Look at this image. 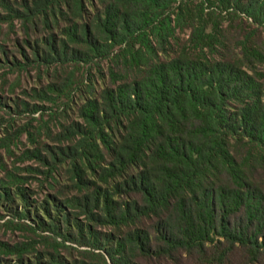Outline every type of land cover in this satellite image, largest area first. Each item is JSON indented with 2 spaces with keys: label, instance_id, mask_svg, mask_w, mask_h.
Wrapping results in <instances>:
<instances>
[{
  "label": "trees",
  "instance_id": "16d2710c",
  "mask_svg": "<svg viewBox=\"0 0 264 264\" xmlns=\"http://www.w3.org/2000/svg\"><path fill=\"white\" fill-rule=\"evenodd\" d=\"M0 25L24 37L18 67L52 72L28 96L63 105L36 151L51 192L0 183L27 240L0 254L264 264V0H0Z\"/></svg>",
  "mask_w": 264,
  "mask_h": 264
},
{
  "label": "rangeland",
  "instance_id": "374dc122",
  "mask_svg": "<svg viewBox=\"0 0 264 264\" xmlns=\"http://www.w3.org/2000/svg\"><path fill=\"white\" fill-rule=\"evenodd\" d=\"M13 31L14 33L6 32V26L0 25V49L4 53L0 55V99H2L0 104L6 107H0V183L13 182L37 193L41 192L43 195L51 192L47 186L50 180L44 181L45 167L41 164V158L36 155V151L42 153L43 145L47 148L55 146L46 134L50 132L54 135L58 130L63 105L58 99L51 104L28 96L32 93V89L38 92L40 88H44L54 80L50 70L46 71L40 68L36 71L34 67L21 69L16 65L17 63L22 65L24 62L17 51L21 50L25 55H28V49L22 44L24 37L17 30V26ZM13 64L17 67L13 68ZM20 101L26 105L42 106L43 109L34 113L18 114L14 110L13 103ZM54 109L58 110V115L56 114V117L48 120V114ZM66 116L67 120H74L73 111L67 110ZM58 180L63 184L64 178ZM0 215L4 216L0 219V243L6 244L9 248L25 243L27 240L23 233L15 231L5 224L10 219L7 210L0 209ZM42 245L46 244L37 245L35 248H41ZM57 253L67 263L74 259L79 260L74 249L64 251L58 248ZM33 256V253H25L22 258L31 264L36 262ZM13 259V256L8 253L0 254V264H6L1 262L2 260L8 261L7 264H14ZM43 262L44 259H41L37 264H44Z\"/></svg>",
  "mask_w": 264,
  "mask_h": 264
}]
</instances>
